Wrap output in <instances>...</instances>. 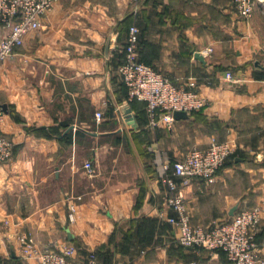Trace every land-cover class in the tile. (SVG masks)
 Returning a JSON list of instances; mask_svg holds the SVG:
<instances>
[{
	"label": "crops",
	"instance_id": "1",
	"mask_svg": "<svg viewBox=\"0 0 264 264\" xmlns=\"http://www.w3.org/2000/svg\"><path fill=\"white\" fill-rule=\"evenodd\" d=\"M254 1L248 20L235 0L55 4L0 63V134L13 144L0 161V264H36L21 254L23 234L42 249L73 246L76 264H229L225 252L179 243L163 182L164 161L213 138L233 157L215 181L178 179L192 224L258 208L264 253V0ZM133 25L139 60L178 86L196 81L202 110L152 126L146 105L128 99L118 71Z\"/></svg>",
	"mask_w": 264,
	"mask_h": 264
},
{
	"label": "built area",
	"instance_id": "2",
	"mask_svg": "<svg viewBox=\"0 0 264 264\" xmlns=\"http://www.w3.org/2000/svg\"><path fill=\"white\" fill-rule=\"evenodd\" d=\"M58 1L0 0V63L15 55L16 48L24 45L28 33L42 28L44 17ZM235 5L244 20L250 19L255 11L254 0H235ZM138 32L133 25L125 47V58L118 71L128 89V99L146 103L152 126L162 121L171 124L176 111L192 114L202 110L207 101L197 91L196 81L178 86L139 60ZM225 76L233 80L232 72H226ZM96 117L101 120L103 114L98 112ZM12 153V142L0 134V161H7ZM231 154L228 142L213 138L205 149L193 148L182 159L164 161L163 182L168 188L167 205L178 215V241L182 246L210 252L221 250L226 253L229 264H264L263 250L255 238L262 222L260 209L242 208L227 221L208 228L194 226L178 183V179L188 182L195 178L214 182ZM85 168L90 173L94 170L89 161ZM69 218L72 222L75 220L74 207L70 209ZM19 242L23 258L34 259L36 264H75L73 257L76 249L73 246L58 250L42 249L33 237L25 234L19 237ZM87 264H97L95 257L92 256Z\"/></svg>",
	"mask_w": 264,
	"mask_h": 264
},
{
	"label": "water",
	"instance_id": "3",
	"mask_svg": "<svg viewBox=\"0 0 264 264\" xmlns=\"http://www.w3.org/2000/svg\"><path fill=\"white\" fill-rule=\"evenodd\" d=\"M3 108H4V110H6V106H3ZM126 112H127L126 113L127 114L126 115L127 122L131 125H136V118L132 115V110L130 108H128ZM173 117L176 120L187 119L189 117V114L187 112H183V111H176L173 114ZM236 210L237 209L234 208L233 211L231 212V214L233 215Z\"/></svg>",
	"mask_w": 264,
	"mask_h": 264
},
{
	"label": "trees",
	"instance_id": "4",
	"mask_svg": "<svg viewBox=\"0 0 264 264\" xmlns=\"http://www.w3.org/2000/svg\"><path fill=\"white\" fill-rule=\"evenodd\" d=\"M124 85H125V84H124ZM125 87H126V86H125ZM126 89H127V87H126ZM127 91H128V89H127ZM134 102H140V101L134 100ZM141 103H143V104L146 105V103H144V102H141ZM146 109H147V105H146ZM197 112H199V111H197ZM232 158H233L232 155L229 156V158L227 159L225 165L228 163L229 160H232ZM193 249H196V248H193ZM218 251H221V250H218ZM222 252H223V251H222ZM74 263H75V262H74Z\"/></svg>",
	"mask_w": 264,
	"mask_h": 264
},
{
	"label": "rangeland",
	"instance_id": "5",
	"mask_svg": "<svg viewBox=\"0 0 264 264\" xmlns=\"http://www.w3.org/2000/svg\"><path fill=\"white\" fill-rule=\"evenodd\" d=\"M74 260V259H73ZM76 264V263H75Z\"/></svg>",
	"mask_w": 264,
	"mask_h": 264
}]
</instances>
